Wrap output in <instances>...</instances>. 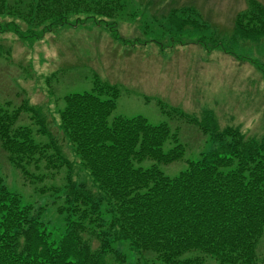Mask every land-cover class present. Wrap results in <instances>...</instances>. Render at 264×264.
I'll return each mask as SVG.
<instances>
[{
    "label": "trees",
    "instance_id": "obj_1",
    "mask_svg": "<svg viewBox=\"0 0 264 264\" xmlns=\"http://www.w3.org/2000/svg\"><path fill=\"white\" fill-rule=\"evenodd\" d=\"M122 11L121 0H0V17L13 19L0 24V33L33 43L76 16L74 25L103 23L117 39ZM190 18L179 20L173 33L189 27L211 34ZM204 37L196 44L238 58ZM230 37L263 42L264 7L249 0ZM119 96L116 86L97 78L91 91L66 95L58 110L62 141L26 99L12 110L0 104V150L25 184H42L35 193L52 197L60 222L51 231L43 219L47 207L22 204L0 176V264H264L257 255L264 239V135L255 140L232 127L219 131L208 112L198 119L159 104L162 114L195 125L213 145L169 177L162 167L185 154L178 129L139 116L109 120ZM23 114L29 125L20 124ZM166 144L173 146L164 150ZM75 165L89 186L73 180ZM60 173L64 185H48Z\"/></svg>",
    "mask_w": 264,
    "mask_h": 264
},
{
    "label": "rangeland",
    "instance_id": "obj_2",
    "mask_svg": "<svg viewBox=\"0 0 264 264\" xmlns=\"http://www.w3.org/2000/svg\"><path fill=\"white\" fill-rule=\"evenodd\" d=\"M248 1L121 0L117 39L103 23L89 20L74 25L76 16H70L68 24L33 43L22 42L11 33H0V104L9 103L12 110L26 99L40 109L52 135L62 141L56 129L58 110L64 107L62 99L91 91L97 78L120 91L109 120L139 116L151 125L167 123L171 129H178L184 159L162 167L166 175L175 176L186 168V161L209 151L212 144L195 125L162 114L161 105L198 118L209 112L220 129L233 127L245 138L256 140L264 135V41L233 42L230 37L235 17L246 10ZM255 1L264 7V0ZM190 17L205 23L211 36L204 33L206 30L189 27H184L179 36L173 33L179 20ZM10 20L13 19L2 16L0 24ZM201 36L205 41L209 36L223 42L238 58L218 49L206 50L196 44ZM29 116L23 114L20 124L29 125ZM172 146L166 144L164 150ZM0 176L22 204L47 207L43 219L51 231L60 227L50 208L52 197L35 193L42 184H25L2 150ZM64 177V173L55 175L48 185L63 186ZM74 179L86 186L91 184L87 173L77 165ZM257 255L259 260L263 258L264 239L260 240ZM128 258L132 262L129 253ZM205 264L214 263L207 259Z\"/></svg>",
    "mask_w": 264,
    "mask_h": 264
}]
</instances>
